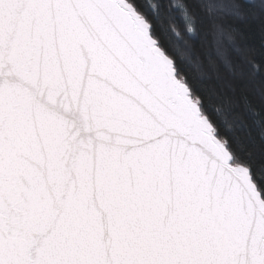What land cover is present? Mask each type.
<instances>
[{"label":"snow or ice","instance_id":"obj_1","mask_svg":"<svg viewBox=\"0 0 264 264\" xmlns=\"http://www.w3.org/2000/svg\"><path fill=\"white\" fill-rule=\"evenodd\" d=\"M0 264H264V0H0Z\"/></svg>","mask_w":264,"mask_h":264},{"label":"trees","instance_id":"obj_2","mask_svg":"<svg viewBox=\"0 0 264 264\" xmlns=\"http://www.w3.org/2000/svg\"><path fill=\"white\" fill-rule=\"evenodd\" d=\"M220 3H227V0H219ZM207 21L201 30L198 40L195 42L196 54L203 62L206 70L211 71L214 67L217 70L224 71L223 60L225 57L237 58L236 48L241 50L259 49L261 44V35L253 31L251 34L248 29L241 27L233 21L223 10L205 13ZM222 22L225 31L231 32L233 28H239L235 41H230L227 35L221 38V43L217 44V37L213 28L214 23ZM181 28L183 25L181 24ZM260 58V57H258Z\"/></svg>","mask_w":264,"mask_h":264}]
</instances>
